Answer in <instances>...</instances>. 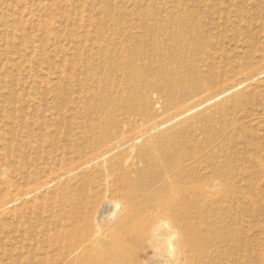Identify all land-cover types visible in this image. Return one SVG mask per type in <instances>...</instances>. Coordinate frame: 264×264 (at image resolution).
Masks as SVG:
<instances>
[{
    "label": "bare ground",
    "instance_id": "6f19581e",
    "mask_svg": "<svg viewBox=\"0 0 264 264\" xmlns=\"http://www.w3.org/2000/svg\"><path fill=\"white\" fill-rule=\"evenodd\" d=\"M185 21L133 30L81 16L78 30L88 29L65 36L77 57L61 73L63 129L41 142L27 133L30 153L12 146L16 165L0 173V217L12 216L21 244L6 250L0 239V264H254L253 214L238 201L257 211L260 184L235 149L259 154L264 114L226 121L223 105L264 69L215 88L223 74L202 73L222 57Z\"/></svg>",
    "mask_w": 264,
    "mask_h": 264
},
{
    "label": "rangeland",
    "instance_id": "374dc122",
    "mask_svg": "<svg viewBox=\"0 0 264 264\" xmlns=\"http://www.w3.org/2000/svg\"><path fill=\"white\" fill-rule=\"evenodd\" d=\"M137 1L56 0L53 3L51 0H0V173L8 169L3 167L16 165L13 163L16 161L14 155L18 152L14 153L11 147L22 146L21 141L27 133H31L32 140L41 142L47 141L49 134L62 131L64 122L60 121L58 114L67 107L61 103L64 100L60 93L64 80V73H61L66 70L67 75H72V70L65 64L77 57L74 53L75 45L70 47L71 43L65 38L79 35L82 30L88 29L84 27L78 30L77 22L81 16L97 23L116 18L133 30L175 22V19L200 25L204 33H208L206 39H211L210 53L222 57L217 60L220 63L216 69L211 70L213 73H202L208 80L211 74L213 79L223 74V77L221 75L217 79L219 83L214 84L217 89L224 76H228L230 81H239L244 80L247 70L264 69V0H146V3L136 5ZM156 16V20L150 19ZM59 48L69 52L66 55ZM260 80L262 82L257 85L241 86L235 93L228 94L223 105L226 121L264 114V75ZM152 95L151 100L155 101L157 96L154 93ZM218 103L211 104L203 111L210 110ZM142 107L139 104L136 106L139 110ZM79 112V118L82 119V109ZM161 115L156 111L155 120L162 118ZM138 125L142 124L138 122ZM11 133H16L18 137H13ZM259 140L262 146L259 154L262 157L255 149L242 148V144L235 149L236 155L241 156L238 162L240 166L251 174L252 181L260 184L257 192L259 197L256 198V201H260L257 202V211H252L251 205L254 207V204L250 201H238L245 210L248 209L245 215L253 214L250 217L253 226L251 230L258 241L256 255L252 257L254 264H264V175L256 180L261 172L258 156L264 162V137ZM22 147L28 155V148ZM235 211L239 215L240 212ZM0 218L3 223L0 230L4 232L0 239L9 243L6 244V250L8 247L12 249V246H20V238L12 230L16 224L12 222V216L4 215ZM139 248L143 249L142 246ZM139 256L143 259L145 253L141 252Z\"/></svg>",
    "mask_w": 264,
    "mask_h": 264
}]
</instances>
